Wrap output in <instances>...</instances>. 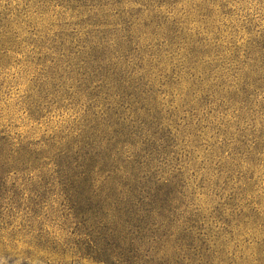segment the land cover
I'll return each instance as SVG.
<instances>
[{
  "label": "rangeland",
  "instance_id": "rangeland-1",
  "mask_svg": "<svg viewBox=\"0 0 264 264\" xmlns=\"http://www.w3.org/2000/svg\"><path fill=\"white\" fill-rule=\"evenodd\" d=\"M123 210L151 264H264V0H0V264H105Z\"/></svg>",
  "mask_w": 264,
  "mask_h": 264
},
{
  "label": "trees",
  "instance_id": "trees-1",
  "mask_svg": "<svg viewBox=\"0 0 264 264\" xmlns=\"http://www.w3.org/2000/svg\"><path fill=\"white\" fill-rule=\"evenodd\" d=\"M110 205V210L111 209ZM121 217L123 225L112 224L111 215L106 216L105 222L100 224L94 231L95 238L85 245L86 255L105 264H151L156 259L164 255L160 252V247L154 245L147 246L148 239L144 230L147 229L143 216L140 217V228L129 231L123 227L129 225L131 212L123 210ZM150 233V229L146 232ZM145 241V242H144ZM165 246V243L161 245ZM164 248V247H163Z\"/></svg>",
  "mask_w": 264,
  "mask_h": 264
}]
</instances>
